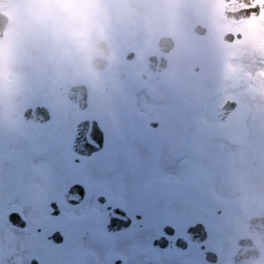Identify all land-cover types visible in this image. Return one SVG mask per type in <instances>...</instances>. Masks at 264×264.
<instances>
[{
  "label": "rangeland",
  "instance_id": "374dc122",
  "mask_svg": "<svg viewBox=\"0 0 264 264\" xmlns=\"http://www.w3.org/2000/svg\"><path fill=\"white\" fill-rule=\"evenodd\" d=\"M124 1L102 0L103 39L111 51L103 71H94L89 65L94 48L81 57L54 46L38 30L21 34L18 20L26 0H13L4 8L9 21L0 39V166L6 178L0 185V264H14L15 256L19 264H30L31 259L39 264H116L117 257L122 261L118 264H137L140 252L149 249L154 235L165 224L183 234L196 220L208 229L206 241L219 254L216 264H232L229 256L236 248L237 237L245 233L247 219L264 213V179L242 171L245 164L253 162L247 159L252 154L248 149L254 141L252 132L264 124V86L253 88L255 82L259 86L262 82L256 77L259 72L253 71L254 63L245 55L249 47L233 45L232 53L235 49L244 51V56L227 60L228 74L238 72L237 79L228 75L220 82L219 93L209 95L206 90L212 73L201 79L192 77L197 63L182 46L189 34L174 30L171 35L176 45L169 55L168 68L153 83L139 84L146 56L161 35L154 15L167 9L170 0H133L147 8L143 20L126 8ZM128 51H134L131 59L125 58ZM76 82L89 87L84 110L76 109L59 90ZM228 95H233L238 105L220 124L213 118V111ZM40 104L50 108L51 119L45 124L25 123L24 109ZM92 115L100 119L105 132V156L119 151L137 162V188L101 172L97 161L72 163L74 125ZM150 121H157L156 127H151ZM233 129L236 132L230 138L219 142H223V150L232 149L229 155L235 158L232 156L209 175L201 166L191 165L195 156L200 157L196 151L205 143L203 136L227 134ZM262 137L253 156L264 162V132ZM45 149L55 150L60 160L56 168L30 171L33 182L24 186L9 183L8 173L17 162ZM161 157L181 162L172 178L158 173ZM233 161L239 174L229 173ZM263 164L258 171L264 176ZM75 181H82L87 193L81 204L73 206L64 201L62 192ZM99 194L123 206L133 217H140L134 218L127 230L108 235L104 230L106 211L96 200ZM48 197L56 198L60 212L42 218L39 205ZM9 209L22 213L27 220L25 228L7 222ZM56 229L64 236L59 244L47 239ZM195 249L193 246L189 252ZM187 255L194 254L183 256ZM245 264H264V250Z\"/></svg>",
  "mask_w": 264,
  "mask_h": 264
},
{
  "label": "flooded vegetation",
  "instance_id": "af4514ba",
  "mask_svg": "<svg viewBox=\"0 0 264 264\" xmlns=\"http://www.w3.org/2000/svg\"><path fill=\"white\" fill-rule=\"evenodd\" d=\"M251 3L252 0H247V3L241 2V0L238 3H225V0H170L167 9L157 10L156 15H154L155 26L157 29L160 28L161 35L155 42L154 50L146 56V59L154 53L161 55L157 51V43L161 36H170L175 46L176 39L171 35L173 31H186L189 34L188 40L182 46L188 53L190 52L188 57L191 56L193 61L197 63L191 75L201 79L212 73L213 80H211L210 86L207 87L206 94L216 95L219 93V88H221L220 82L226 79L228 75L234 76L236 72L228 74L227 60L232 59V57L240 58L244 56L242 49H235L232 53L231 48L233 45H247L249 50L245 55L250 58L254 65L264 62V33L257 32L249 25L240 24V19L226 16L227 13L239 10L241 4ZM257 9L258 14L259 8ZM148 27L153 26L148 25ZM196 31L200 34H197ZM145 32H147L146 29ZM191 37L199 40L193 41ZM172 50L164 54L168 63L170 62L169 55ZM146 59L145 71L141 73L138 79L139 84H151L164 73V70L161 72L150 71ZM257 76L261 78L259 74ZM226 97L232 98L233 95ZM104 200V209L108 204L115 205L110 203L106 197ZM166 231L172 232L166 233ZM242 235L246 237L248 234L245 232ZM154 238L159 239L164 247L161 249L156 248L153 245ZM180 238L187 239L185 232L183 234L177 233L174 226L165 224L161 232L154 235L149 249L140 252L137 264H210L207 261V254L209 251H214V249L208 245L206 240L202 243H191L188 239L186 248L180 249L177 247V240ZM193 246L196 249L189 252V249ZM187 253H193L194 255L183 256ZM195 257H199V259L196 260ZM116 262L122 261L115 258L114 263Z\"/></svg>",
  "mask_w": 264,
  "mask_h": 264
},
{
  "label": "water",
  "instance_id": "95a60500",
  "mask_svg": "<svg viewBox=\"0 0 264 264\" xmlns=\"http://www.w3.org/2000/svg\"><path fill=\"white\" fill-rule=\"evenodd\" d=\"M11 0H0V37L3 35V30L8 20V15L2 12V8ZM172 46L170 39L162 40L159 44L160 51H166ZM110 49L106 44V41L102 40L97 48H94L93 57L90 61V66L95 70H103L106 68L109 61ZM150 69L158 70L165 66V59L160 56L152 55L148 59ZM87 87L83 83L71 85L65 95L67 99L74 103L79 109L86 107L87 101ZM235 106L234 102H227L223 108L217 110V118L220 121L225 120V116ZM50 117L48 109L45 106H37L34 109L27 108L24 111L23 118L25 121L44 122ZM103 134L98 127L97 122L94 119L87 118L76 124L75 137L72 141L71 147L78 154L89 155L92 152L98 151L102 147ZM89 144V148L86 151L84 146ZM83 190L78 185H73L66 191L65 197L72 203H77L82 199ZM55 213V212H54ZM110 218L112 222L107 225L108 230L115 231L117 229L125 228L129 224V219L124 215L123 210L115 208L110 212ZM9 222L17 227H24L25 220L17 213L11 212L8 214ZM248 230L256 233L264 244V215L259 217H252L248 224ZM205 230L203 226L198 223L195 226L189 227L187 230L188 236L193 241H200L205 237ZM54 242H60L61 236L58 232H54L49 236ZM158 245V244H157ZM159 246V245H158ZM178 246L183 247L184 243H178ZM258 255V250L251 240H245L240 243V249L235 256H232V260L236 264H241L245 260H250ZM210 260H214L211 258ZM31 264H36V261H32Z\"/></svg>",
  "mask_w": 264,
  "mask_h": 264
},
{
  "label": "clouds",
  "instance_id": "9594fccd",
  "mask_svg": "<svg viewBox=\"0 0 264 264\" xmlns=\"http://www.w3.org/2000/svg\"><path fill=\"white\" fill-rule=\"evenodd\" d=\"M18 25L21 34L38 30L61 50L86 57L104 38L105 10L102 0H26Z\"/></svg>",
  "mask_w": 264,
  "mask_h": 264
},
{
  "label": "snow or ice",
  "instance_id": "6c2138e0",
  "mask_svg": "<svg viewBox=\"0 0 264 264\" xmlns=\"http://www.w3.org/2000/svg\"><path fill=\"white\" fill-rule=\"evenodd\" d=\"M238 3L239 0H225V3ZM259 8V13L252 12L250 16L243 18L240 21L242 25H249L257 32L264 33V0H252L251 4H241L240 9ZM236 10V9H233ZM87 151L89 144L84 146ZM107 152V144L98 153H93L90 157H84L80 160H73V164H80L82 160L97 161L99 170L105 174L111 175L114 179L123 184H129L137 188L140 184V173L137 162L127 153L113 152L105 156ZM103 157V158H102ZM60 164L59 158L55 154L54 149H45L29 153L25 158L17 162L15 169L10 170L7 176L9 183L24 186L25 184L33 182V177L29 174L30 171L49 170L52 171ZM4 169L0 166V185L5 182ZM56 198L48 197L41 201L39 211L42 218H47L49 209ZM16 212L9 209L7 213ZM6 213V214H7ZM22 218H24L22 216Z\"/></svg>",
  "mask_w": 264,
  "mask_h": 264
},
{
  "label": "bare ground",
  "instance_id": "6f19581e",
  "mask_svg": "<svg viewBox=\"0 0 264 264\" xmlns=\"http://www.w3.org/2000/svg\"><path fill=\"white\" fill-rule=\"evenodd\" d=\"M124 5L128 9L130 8V9L134 10L136 15L139 18H141V20H143L145 18V15L147 13V11H146L147 8L144 5L138 6L133 0L124 1ZM76 62H78V58H76ZM256 69H257V71L262 72L264 74V64L263 65H257ZM119 74H120V71H117L116 78H119ZM262 85L264 86V79L262 81L261 87H263ZM263 125L264 124H260L259 126H257V130L252 132V137H254V141L248 147L249 151L252 154H250L247 159H249V160L251 159V160H253V162H252V164H245L243 166V170H242V171H247L248 173H251V175L253 174L255 176V178H258V179L260 177H261V179H264V176L261 175L260 171H258V169L260 167H262L261 165L264 162L262 161L261 157L257 158L253 155L258 150V146L260 145V142L263 139V137H262L263 132H264ZM234 132H236V131H234V129H233V130L229 131L227 134H222V135L209 134L207 136H203V141L205 143L202 144L201 146H199L197 151H196V154H198L199 152L201 153L200 157L195 156L193 163L191 165L193 167L196 165L201 166L203 169H205L206 173H208L207 175H209V174H212V172L215 171V169H217L218 167H220L224 163H227L229 161V159L232 158V156H233V154L229 155L230 150H232V149H229V151H227V149H226L227 147H226L225 150H223L222 149L223 142H219V140H221V139L225 140L228 137L230 138L231 135L234 134ZM212 141H215L217 144H211ZM213 147L218 148V150L214 151ZM237 154H239L238 151H236V155ZM204 158H205V161H204ZM180 163L181 162H176L174 160V158L172 159V158L161 157L158 173L159 174L162 173L165 177H169V178L171 177L172 178L173 176H175V169L180 165ZM228 167H229V173L230 174L237 173V172L239 174V171H238L239 168L237 166L236 161H233ZM191 174H194V173L191 172ZM212 180H210V181H212ZM18 258H19L18 256H15L12 263L19 264Z\"/></svg>",
  "mask_w": 264,
  "mask_h": 264
}]
</instances>
